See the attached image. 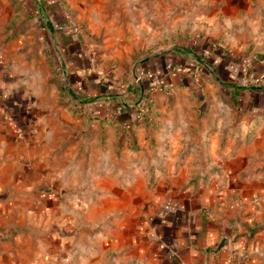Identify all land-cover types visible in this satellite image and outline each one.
Returning a JSON list of instances; mask_svg holds the SVG:
<instances>
[{
	"label": "crops",
	"instance_id": "crops-1",
	"mask_svg": "<svg viewBox=\"0 0 264 264\" xmlns=\"http://www.w3.org/2000/svg\"><path fill=\"white\" fill-rule=\"evenodd\" d=\"M18 14L16 0H0V264H264L257 89L201 112L185 78L164 88L160 79L149 92L153 122L142 126L122 83L101 81L80 41L68 48L75 94L62 83V95L34 20ZM25 20L32 31L13 34ZM180 63L168 75L193 73ZM219 66L243 81L238 62ZM122 132L152 158L135 162L129 144L117 157Z\"/></svg>",
	"mask_w": 264,
	"mask_h": 264
},
{
	"label": "rangeland",
	"instance_id": "rangeland-1",
	"mask_svg": "<svg viewBox=\"0 0 264 264\" xmlns=\"http://www.w3.org/2000/svg\"><path fill=\"white\" fill-rule=\"evenodd\" d=\"M16 1L18 15L28 11L26 17L31 22L34 20L37 44H45V53L53 69L52 79H60L62 95L66 91L62 83L69 88V94L71 91L75 94L69 73L73 67L70 55L76 56L68 50L71 40L82 42L83 50L95 51L96 73L106 77L105 80L122 83L119 93L124 94L131 84L141 83L146 71L148 73L143 65L146 59L166 54L178 62L198 60L194 45L198 38L199 41L213 40L229 52L241 65L239 75L243 81L231 82L220 70L206 64L203 72L173 74V71L161 75L162 88L172 83L175 75L176 79L185 78L188 95L197 99L201 112L207 111L211 102L228 98L235 86L255 87L264 97V0ZM26 22L12 24L13 34L32 31L31 24L27 26ZM63 24L66 29L58 28ZM150 68L157 73L154 67ZM138 75L142 77L136 80ZM126 101L134 104L131 97ZM153 101L148 94L147 108L140 109L143 116L137 121H142V126L146 118L152 119ZM73 104L76 106V101ZM116 138L117 157H121L124 146L129 144L133 151L131 159L135 162L152 158V151L147 152L135 135L122 132Z\"/></svg>",
	"mask_w": 264,
	"mask_h": 264
},
{
	"label": "trees",
	"instance_id": "trees-1",
	"mask_svg": "<svg viewBox=\"0 0 264 264\" xmlns=\"http://www.w3.org/2000/svg\"><path fill=\"white\" fill-rule=\"evenodd\" d=\"M52 17L50 16V20ZM195 45V54L197 55L198 60L195 61H185L183 64L190 63L192 66L193 73L203 72L206 68V64H209L215 67L217 70L219 69V65L221 63H232L235 62L234 59L230 58V53L222 49V47H218L217 43L213 40L204 39L199 41V39L194 40ZM164 61L160 63V67L157 65V73L152 76L145 75L141 79V83L131 84L127 93H124L123 96L127 100V98L131 97L133 100L137 111H141L140 109L148 105V94L151 88L155 87L160 81V74H168L175 66L178 64L182 65V63L175 60L172 56L162 55ZM231 59V60H230ZM190 70V69H189ZM104 77L100 78L103 81ZM244 90L243 87L235 86L234 91L230 96L238 99L241 95V91ZM125 100V103H126ZM128 102V101H127ZM147 119V122L150 123L151 119ZM132 122L137 121L136 116L132 117ZM132 122H129L132 124Z\"/></svg>",
	"mask_w": 264,
	"mask_h": 264
},
{
	"label": "built area",
	"instance_id": "built-area-1",
	"mask_svg": "<svg viewBox=\"0 0 264 264\" xmlns=\"http://www.w3.org/2000/svg\"><path fill=\"white\" fill-rule=\"evenodd\" d=\"M154 73L151 71V70H148V73H147V71H146V73H145V75H149V76H152ZM141 77L142 76H140V75H138V77H137V79L136 80H139V79H141ZM257 79H258V77H257ZM146 107V106H145ZM147 108V107H146ZM135 116H136V119L137 120H140V119H142V111H136V113H135ZM127 127H131L132 125H131V123H127V125H126ZM187 264H197V263H187Z\"/></svg>",
	"mask_w": 264,
	"mask_h": 264
},
{
	"label": "water",
	"instance_id": "water-1",
	"mask_svg": "<svg viewBox=\"0 0 264 264\" xmlns=\"http://www.w3.org/2000/svg\"><path fill=\"white\" fill-rule=\"evenodd\" d=\"M261 227L264 228V222L260 224ZM226 240H224L221 244L225 243Z\"/></svg>",
	"mask_w": 264,
	"mask_h": 264
}]
</instances>
